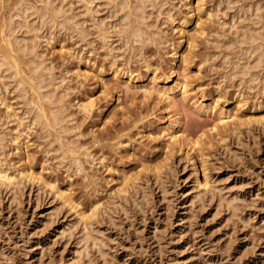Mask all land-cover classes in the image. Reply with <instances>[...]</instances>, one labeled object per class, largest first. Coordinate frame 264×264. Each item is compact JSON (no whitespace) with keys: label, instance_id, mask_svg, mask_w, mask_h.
Segmentation results:
<instances>
[{"label":"rangeland","instance_id":"obj_1","mask_svg":"<svg viewBox=\"0 0 264 264\" xmlns=\"http://www.w3.org/2000/svg\"><path fill=\"white\" fill-rule=\"evenodd\" d=\"M44 1L0 0V264H264V0Z\"/></svg>","mask_w":264,"mask_h":264},{"label":"bare ground","instance_id":"obj_2","mask_svg":"<svg viewBox=\"0 0 264 264\" xmlns=\"http://www.w3.org/2000/svg\"><path fill=\"white\" fill-rule=\"evenodd\" d=\"M137 1H138V0H137ZM139 1H140V0H139ZM151 1H152V0H142V2H139V3H141V5H139L138 8L136 7V10L138 11V14H137V12H135V13L137 14V16H139V15H140V16H141V15L144 16V14L147 13V11H146L147 9H145V8L147 7V6H146V3L149 4V2H151ZM153 1H154V0H153ZM44 2L46 3V0H45ZM47 2H49V5H50V2H51V1L48 0ZM54 2H55V1H54ZM66 2H67V1H66ZM155 2H156V1H155ZM151 3H153V2H151ZM51 4H52V3H51ZM45 5H46V4H45ZM47 5H48V3H47ZM54 5H55V4H54ZM52 6H53V4H52ZM57 6H58V5H56V7L54 6L53 8H51L52 11H53V13L51 12L52 15L55 13L54 16H56V15L59 14V12H58L59 9H58V7H60V6H58V7H57ZM61 6H62V4H61ZM144 6H145V7H144ZM50 7H51V5H50ZM121 7H122V6H121ZM45 8H48V10H47L46 12H45L44 10H43L44 12L40 11V14H41V12H42L43 15L46 14V16H47V13H49L50 8L47 7V6H45ZM122 8H123V7H122ZM122 8H121V10H122ZM130 8H131V7H130ZM19 10H20V12L18 13V11H17V14H15V16H18V15H19L21 18H22V16H23V18L26 16L25 18H27V13H26V12H27L28 9L26 10V9H24V7H23L22 9H19ZM45 10H46V9H45ZM50 11H51V10H50ZM67 12H68V11H67ZM145 12H146V13H145ZM51 13H49V14H51ZM129 13H130V12H129ZM129 13H127V14H129ZM133 13H134V12H133ZM149 13H150V12H149ZM40 14H39V15H40ZM52 15H51V16H52ZM147 15H148V14H147ZM12 16H13V15H12ZM127 16H128V15H127ZM13 17H14V16H13ZM13 17H12V18H13ZM52 17H53V16H52ZM125 17H126V16H125ZM125 17H124V18H125ZM144 17H145V16H144ZM144 17H143V18H144ZM146 17H147V16H146ZM23 18H22V19H23ZM25 18H24V19H25ZM53 18H55V17H53ZM43 19H44V18H43ZM16 20H17V19H16ZM124 20H126V18H125ZM18 21H19V19H18ZM20 21H22V20H20ZM26 21H27V19H26ZM13 22H14V20H13ZM22 22H23V21H22ZM124 23H125V21H124ZM11 24H12V23H11ZM16 24H19V23H16ZM20 24L22 25L23 23H20ZM121 24H122V23H121ZM28 25H29V24H28ZM138 25H139V24H138ZM12 26H16V25H12ZM17 26L19 27L20 25H17ZM22 26H24V24H23ZM22 26H21V27H22ZM122 26H123V24H122ZM124 26H125V25H124ZM126 26H127V25H126ZM129 26H130V25H129ZM18 27H17V29H18ZM24 27H25V26H24ZM26 27H27V26H26ZM127 27H128V26H127ZM15 28H16V27H15ZM19 28H20V27H19ZM118 28H119V27H118ZM20 29H21V28H20ZM128 29H129V28H126V29L123 30V29H120V28H119L118 33H120V35H122L121 33H123V32L129 34V33H131V32L133 31L132 29H129V31H128ZM12 30H13V29H12ZM12 30H11V31H12ZM27 30H28V29H27ZM36 30H37V29H36ZM130 30H132V31L130 32ZM137 30H138V29H137ZM11 31H10V32H11ZM14 31L16 32L15 29H14ZM34 31H35V30H34ZM39 31H40V29H39ZM135 31H136V30H135ZM135 31H134L133 35H132V34H131V35L134 37V39H138V40H136V41H141L139 37L142 36V33H143V32H141V31L139 30V32L141 33V35H140V34H138V33H135ZM24 32H25V31H24ZM13 33H14V32H13ZM19 33H20V32H19ZM126 35H127V34H126ZM132 36H131V37H132ZM129 37H130V36H129ZM252 38H253V37H252ZM25 39H26V38H25ZM134 39H133V40H134ZM15 41H16V40H15ZM24 41H28V40H24ZM24 41H23V42H24ZM248 41H249V40H248ZM19 42H21V41H19ZM24 43H25V42H24ZM26 44H27V43H26ZM21 45H22V44H21ZM23 45H24V44H23ZM29 45H30V44H29ZM24 46H26V45H24ZM14 47H15V46H14ZM254 47H255V46H254ZM22 49H23V48H22ZM37 53H38V52H37ZM253 55H254V54H253ZM249 58H250V57H249ZM2 60H3V58L0 60V68H3L2 66L5 65V61H2ZM38 68H39V67H38ZM1 70H2V69H1ZM4 70H5V69H4ZM37 75H38V74H37ZM43 82H44V81H43ZM47 83H48V82H47ZM47 83H46V84H47ZM49 85H50V84H49ZM43 86H44V85H42L41 87H43ZM46 86H47V85H46ZM46 86H45V87H46ZM184 92H185V91H184ZM44 94H45V93H44ZM167 96H168V95H167ZM171 96H172V95H169L168 97L171 98L170 100L172 101V99H173L172 97H173V96H172V97H171ZM172 103H173V101H172ZM39 107H40V106H39ZM39 109H40V108H39ZM37 116H38V115H37ZM35 117H36V116H35ZM62 118H63V117H62ZM222 120H223V122H225V118H224V119L222 118L221 121H222ZM38 124H39V123H38Z\"/></svg>","mask_w":264,"mask_h":264}]
</instances>
